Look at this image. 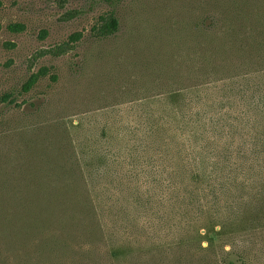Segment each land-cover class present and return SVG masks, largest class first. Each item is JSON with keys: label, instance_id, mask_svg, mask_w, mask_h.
Wrapping results in <instances>:
<instances>
[{"label": "rangeland", "instance_id": "obj_1", "mask_svg": "<svg viewBox=\"0 0 264 264\" xmlns=\"http://www.w3.org/2000/svg\"><path fill=\"white\" fill-rule=\"evenodd\" d=\"M263 81L264 0H0V264H264V174L215 198L180 152Z\"/></svg>", "mask_w": 264, "mask_h": 264}, {"label": "trees", "instance_id": "obj_2", "mask_svg": "<svg viewBox=\"0 0 264 264\" xmlns=\"http://www.w3.org/2000/svg\"><path fill=\"white\" fill-rule=\"evenodd\" d=\"M64 5L69 0H58ZM21 30L20 25L10 27ZM118 29L117 19L112 14L100 18L99 24L92 27L91 33L96 38H106L113 35ZM80 34L71 37L77 41ZM68 46V45H66ZM63 47H57L49 52L53 55L63 53ZM36 76H31L25 85L29 89L35 82ZM264 83V81H263ZM263 96V95H262ZM249 103L256 107L253 116H246L243 112L236 125H217L211 117L208 123L186 125L185 142L180 139V152L184 157L186 171L190 172L189 180L203 183L209 191L207 194L215 198L221 192L233 189V184L256 185L263 181L264 174V97ZM252 100V99H251ZM191 119V117H189ZM244 118V119H243ZM196 121H200L196 114ZM175 176L169 173L166 188L173 192ZM238 186L236 185V188ZM215 237H226L229 226L221 223L211 226Z\"/></svg>", "mask_w": 264, "mask_h": 264}]
</instances>
